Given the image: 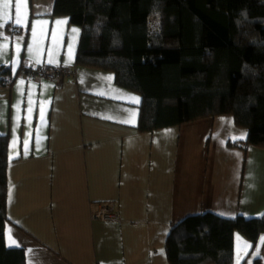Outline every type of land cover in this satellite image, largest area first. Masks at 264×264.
Here are the masks:
<instances>
[{
    "label": "crops",
    "instance_id": "0c3cea01",
    "mask_svg": "<svg viewBox=\"0 0 264 264\" xmlns=\"http://www.w3.org/2000/svg\"><path fill=\"white\" fill-rule=\"evenodd\" d=\"M5 2L4 243L22 249L25 264H169L167 236L186 217L264 212V149L228 147L246 139L231 117L138 131L140 96L109 71L75 65L80 28L52 15L54 0ZM24 66L72 75L56 83L23 75ZM103 207L114 219L94 216ZM249 247L236 235L232 264L264 263V233L244 260Z\"/></svg>",
    "mask_w": 264,
    "mask_h": 264
},
{
    "label": "trees",
    "instance_id": "16d2710c",
    "mask_svg": "<svg viewBox=\"0 0 264 264\" xmlns=\"http://www.w3.org/2000/svg\"><path fill=\"white\" fill-rule=\"evenodd\" d=\"M52 15L80 28L76 66L109 71L140 96L138 131L231 117L246 139L228 147L264 149V0H54ZM11 81L1 66L0 86ZM7 164L0 136V264H25L24 251L4 243ZM263 233L264 212L188 216L165 253L169 264H232L235 236L250 243L245 260Z\"/></svg>",
    "mask_w": 264,
    "mask_h": 264
},
{
    "label": "built area",
    "instance_id": "2783aa9c",
    "mask_svg": "<svg viewBox=\"0 0 264 264\" xmlns=\"http://www.w3.org/2000/svg\"><path fill=\"white\" fill-rule=\"evenodd\" d=\"M25 75L28 77H34V78H46L50 79L52 81H55L56 83L61 82L64 78L69 77L72 75V71L69 69H60L58 67L47 69L46 66H39L37 68H29L25 70ZM96 218H99L101 220H112L114 219V215L111 214L107 208L100 209L99 212H97L94 215Z\"/></svg>",
    "mask_w": 264,
    "mask_h": 264
},
{
    "label": "snow or ice",
    "instance_id": "6c2138e0",
    "mask_svg": "<svg viewBox=\"0 0 264 264\" xmlns=\"http://www.w3.org/2000/svg\"><path fill=\"white\" fill-rule=\"evenodd\" d=\"M3 7H4L5 9H7V8L9 7V3L7 2V0H6V2L4 3ZM17 8H19V5H17ZM16 23H17V24H20V20H19V18H17ZM129 99L132 100V101L138 102L137 98H135V97H130ZM241 138H243V137H241ZM13 243H15V242L13 241Z\"/></svg>",
    "mask_w": 264,
    "mask_h": 264
}]
</instances>
